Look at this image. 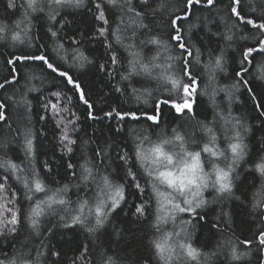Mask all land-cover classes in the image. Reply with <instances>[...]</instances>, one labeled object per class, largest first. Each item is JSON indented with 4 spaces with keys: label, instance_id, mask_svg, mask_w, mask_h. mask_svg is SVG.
Wrapping results in <instances>:
<instances>
[{
    "label": "snow or ice",
    "instance_id": "6c2138e0",
    "mask_svg": "<svg viewBox=\"0 0 264 264\" xmlns=\"http://www.w3.org/2000/svg\"><path fill=\"white\" fill-rule=\"evenodd\" d=\"M6 4L8 9L19 12L21 18L11 24L6 20H0V40L6 39L10 33L13 42L20 44L25 40L30 42L32 37L29 33L33 26V17L41 20L43 17L37 14L42 13L51 25L46 29L44 36L51 40L54 46L39 45L38 54L25 53L20 56L13 54L12 58L6 61V64L11 65L8 75L0 78V90L7 91L8 88H12L14 92L13 97L0 99V122L7 124L5 110L11 107L9 100L19 110L25 112V120L19 125L20 130L16 136L21 137L28 161L27 164H17L11 159L0 158V169L5 173L0 175V236L17 233L23 214L32 235L41 246L40 248L32 246L29 250H24L28 247L26 242L13 256L0 259V264H42L45 253L41 249L46 245L40 238L44 232L55 234L53 232L55 225L47 219L48 217H58L60 221L65 222L64 227L73 231L75 228L71 226L82 227L92 235L101 230L106 231L105 226L110 222L113 213L127 203L129 188L135 189L141 199V202L134 206L133 214L138 218L152 216L150 227L154 235L147 259L141 258L144 264H148L149 261L152 264H210L212 256L216 253L204 252L194 247L191 242L193 230L196 228L193 220L195 219L197 223L205 220L207 213H200L197 210L216 202L205 199L204 193L209 189L214 190L219 198L233 197V174L235 173L238 178L237 168L240 163L243 161L247 164L246 157L252 159L246 151L247 144L244 142L245 135L250 129L242 123L241 118L232 115L230 105L235 98L234 94L241 87L249 93L256 87L255 74L245 65L251 62L249 57L255 60L254 54L264 53V15L256 19L250 18L249 13L244 11L241 0H229L227 5L229 19H234L237 23H225V30L214 35L218 41L232 47L239 39L238 37L234 39L233 28L243 24L250 31L258 33L256 38L258 47H247L242 51L239 70L234 69L235 82L218 89L226 93L225 99L229 101V105L220 108L214 104L215 112L212 119L201 125L202 132L206 134V142L198 143L191 138V134L181 131L180 126L165 130L163 114L164 108H167L176 114L178 119L184 117L194 119L196 116L193 111L194 93L197 92V88L206 80L207 85L202 91L208 94L207 87L215 83L218 73L225 71L227 63L225 48L220 47L218 43L217 55L201 41L207 51V60L202 63L201 57L204 53L192 42L194 29L200 25L205 27L209 24L217 25L213 21L197 18L186 28L183 27L184 22L194 15L189 10L194 4H201V0H185L182 15L179 14L180 9H169L167 0H161L158 7L167 11L168 19L162 28L157 26V31L164 32L167 39L152 34V29L144 23L148 16L155 19V10L149 7V0H138L142 11L133 6V0H97L93 15L102 26L96 28L95 34H90L87 38L82 35L77 38V35H73L66 41L63 39L65 24L58 20L61 10L66 7L81 8L85 0H21L19 3L17 0H6ZM206 4L211 8L215 5V0H206ZM106 13L113 16L114 26L109 22ZM86 39L89 43L91 40H98L105 46L107 63H96L95 67L97 71L109 77L108 82L114 92L135 97L137 102L147 103V97L153 95L152 91L146 88L139 90L134 85L156 81L164 85L168 97L154 100L150 110L114 107L107 102L105 107L110 110L96 108L95 101L88 95L80 77L75 73L70 74L73 67L83 69L93 64L81 47ZM66 43L70 48L65 47ZM148 46H154L155 51L152 55L145 56L143 49ZM173 50L179 52V55H172ZM22 62L24 64L39 62L42 69L53 78L50 87H45L49 82L44 77H40L41 87L33 85L32 80L36 78L33 73H21L17 70V66ZM65 64L68 65L67 70ZM255 67L260 80L264 81V60L259 61ZM250 74L253 75L251 87L249 80L244 78ZM112 80L117 81L114 86L110 83ZM17 85H20L22 91L16 88ZM34 92L47 93L45 100L40 102L42 114L38 115L37 119L44 124L49 120L53 122L54 132L58 133L54 139L58 140L62 159L64 155L74 156V149H80L89 143L80 138L83 131L82 121L74 110L76 104L68 92L75 96L78 103L86 106V119L93 122L115 120L113 131L115 135L123 138L121 142L106 139L102 144H97L91 149L93 153L91 157L82 152L80 157L82 163L79 161L76 164L65 163L66 169H71L70 176L79 181L73 185L78 189L75 201L69 198V184H63L55 189L46 184L45 177L51 176L54 171L52 161H43L39 169L32 165L36 153V135L29 126L32 103L28 96ZM17 93L19 99L14 98ZM215 94L214 91L213 97ZM35 99L39 101V97ZM252 99L255 109H264V90L260 92L259 100L255 94L252 95ZM53 100L56 102L53 103ZM149 111L152 114H149ZM97 112L102 115H97ZM260 116L264 117V111H261ZM142 119L151 121L152 129H160L155 133V139L147 128L138 130L129 127L139 124ZM261 126L264 127V124ZM168 131L171 135H168ZM15 138L13 137V140ZM220 143H225V148H221ZM5 147L6 143L0 141V151ZM221 163L224 167L220 166ZM206 164L209 171L205 170ZM251 168L258 172L264 181V155L253 160ZM77 169L80 171L77 172ZM12 184L20 187L21 191L17 193ZM252 187L255 190L250 194L251 207L253 210H260L261 216L264 217V182L259 187L255 185ZM80 191L84 194L81 195ZM244 195L248 197L249 193L245 191ZM21 198H23L21 202L28 203L26 212H23L17 203ZM183 213L191 214L190 218H182L180 214ZM221 215L227 218L223 222H231L229 213L222 212ZM42 219L48 223V227L43 231ZM215 227L218 231H223L218 224ZM257 241V250H264V219H261L258 231L250 239L233 242L231 238H225L218 248L227 250L228 259L235 262L248 255V252L238 251V244L251 246ZM81 248L83 251H80ZM76 251L79 252V256L72 260L71 264H79L88 253L87 247L83 244H78ZM48 254L58 257L61 255L60 252ZM96 264H119V261L107 251H101L98 253ZM261 264H264V261H261Z\"/></svg>",
    "mask_w": 264,
    "mask_h": 264
},
{
    "label": "trees",
    "instance_id": "16d2710c",
    "mask_svg": "<svg viewBox=\"0 0 264 264\" xmlns=\"http://www.w3.org/2000/svg\"><path fill=\"white\" fill-rule=\"evenodd\" d=\"M21 2V0H17ZM97 0H85V4L81 8H71L66 7L61 10V16L58 17L61 24H65L63 39L66 41L68 37L80 35L87 38L90 34H95V29L102 26L101 22L94 19V4ZM161 0H149V7L155 10V19L152 16H148L144 20V23L148 24L152 29V34L167 39L164 32H158L157 26L161 28L167 23L168 13L165 9L158 7ZM229 0H215V5L211 8L207 6L206 0H201V4H194L189 10L194 15L191 16L189 20H186L183 27H187L200 19H207L213 21L217 26L209 24L207 27L200 25L199 28L193 30V40L192 42L196 47L201 48L204 55L201 57L202 63L207 60V51L203 45H207L208 48L212 49L215 54H219L217 50V44L220 47L226 49L225 59L227 63L225 64V71L223 73H218L216 81L214 84L207 87V93L204 94L202 91L207 85V81L204 80L200 86L197 88V92L194 93L195 100L193 104V111L196 113L195 118L184 117L178 119L176 114L170 112L167 108H164V125L165 130H169L171 127L180 126V130L186 134H191V138L195 139L198 143L206 142V134L202 132L201 125L203 123H208L212 119V115L215 112L214 104L219 105L220 108H225L229 105V101L225 99L226 93L218 91L219 88L230 85L235 82L236 77L234 75V69L239 70V61L242 59V51L247 47L257 46L256 38L258 33L250 31L249 28L243 24H238L237 27L233 28L235 33L234 39L239 38L232 47H228L223 41H218V38L214 33L221 32L225 30V23L236 24L234 19H229L228 15V5ZM243 9L245 12L249 13L250 18L256 19L260 15H264V0H241ZM133 6L137 8L138 11H142L139 8L138 0H133ZM167 6L169 9H180L179 14H183V8L185 6V0H167ZM253 9L255 12L253 13ZM108 15L109 22L113 24V16ZM43 17L41 20H37L35 16L33 17V26L29 35L32 37L31 41L25 40L23 44L18 42H13L10 38V33L6 39L0 40V78L8 75L11 65L6 64L8 59L12 58V55L16 56L28 54H38L37 47L39 45L54 46L53 42L44 36V33L48 27H51L47 18L42 13H38ZM62 17V19H61ZM19 12L8 9L6 0H0V20H6L11 24L14 20L20 19ZM127 19V17H125ZM209 28L211 31H209ZM56 30V29H54ZM111 39V37H110ZM203 41V45L201 44ZM63 42V41H62ZM66 48H70V45L65 44ZM85 54L93 61L92 65H87L85 68L81 69L78 67H73L71 73H75L76 76L80 77L81 83L85 86L88 95L92 97L95 101L96 108H104L105 111L110 110L105 107V102L111 104L114 107L123 106L125 109L135 110L140 108L142 110H150L153 107V101L156 99H166L168 93L164 91V85L156 81L146 82L143 85H134L139 90L148 89L151 90L153 95L147 97V103L143 101L137 102L135 97L129 95H121V93H116L113 91L112 87L109 85V77L105 76L103 72L97 71L95 64H106V48L98 40H91V42H86L81 45ZM155 51L154 46H148L143 49V54L145 56H150ZM172 55H179V52L173 50ZM255 60L249 57L251 61L249 64L245 65L255 74L256 87H253L252 93L247 92L243 87L239 89L238 92L234 94L235 98L232 100L230 108L231 113L235 117H239L242 123L246 125L250 130L245 135V144H247V152L252 159L248 160L245 164L243 161L237 168L239 177L236 178L234 173V188L233 197L224 199L217 197L216 193L210 191L207 194V200L213 201L215 203H209L206 207L202 208L198 212L207 213L206 219L199 221L198 223L194 219L193 222L196 223V228L193 230L192 234V244L194 247L202 249L207 253H216L212 256L210 264H261L264 261V250H257L255 242L253 245H243L238 244V251L248 252V255L240 261H230L228 259V251L223 248H218V245L225 240V238H231L233 242L243 241L245 239H250L254 233L258 231L260 227L261 216L260 210H253L251 207V192L255 189L252 187L259 185L264 182L260 177L258 172H254L251 168L253 160L258 158L260 155H264V117L260 116L261 111L264 109H255L254 101L252 95H256V99H260V92L264 90V81L260 80L259 72L255 67L259 61L264 60V53L254 54ZM130 58V57H129ZM65 70L68 69V65L65 64ZM17 70L21 73L31 72L36 77L32 80V84L37 87H41L40 77H44L49 82L45 87H50L53 82V78L48 75L46 71L42 69L39 62L24 64L23 62L17 66ZM249 80V86H252L253 75L250 74L244 77ZM59 83V81H55ZM24 81H21L23 84ZM111 85L114 86L117 81L112 80ZM70 87V86H69ZM123 87V85H121ZM20 89V85L16 86ZM60 90V89H53ZM22 91V89H20ZM67 91V89H63ZM215 95L213 97V92ZM69 96H72L73 103L76 104L74 109L77 115L80 116L82 124V132L80 133V138L89 141L87 145H83L80 149H74V156L72 154L64 155L61 158L62 153L59 151L58 140L54 139V136L58 133L54 132V125L51 120L47 124L43 121L37 119L38 115L42 114L40 109V102L44 101L47 93H29L28 99L32 103V110L30 113V127L33 128L36 140H35V158L32 161L33 167L39 169L40 164L49 160L52 161V167L54 171L51 176L45 177L46 184L55 189L61 187L63 184H69V198L73 201L76 200V193L78 189L73 187L79 183L78 180L70 176L71 169H66L65 163L71 162L76 164L80 160L81 153L91 157L93 155L91 149L97 144H102L106 139L112 142H121L123 139L115 135L113 127L116 123L115 120H104L103 122H93L85 117V107L82 103L76 101L75 96L68 92ZM14 92L12 88H8L7 91L0 90V99L13 97ZM39 97V101L35 99ZM19 99V93L14 97ZM56 101L53 100V103ZM63 102V101H62ZM11 107L6 108L5 114L8 117L7 124L0 122V141L6 143V147L0 151V158L11 159L17 164H27V158L25 157L21 137L16 136V133L20 130L19 125L25 120V112L19 110L12 101L9 100ZM163 107V106H162ZM97 115H102V113L97 112ZM139 114V113H138ZM149 114H152L149 111ZM152 122L147 120H141L139 124L129 125V127H135L136 129L147 128L149 133L152 134V138L155 139V133L159 132L160 129H152ZM11 129V130H10ZM168 135L171 132L168 131ZM242 135L244 133L242 132ZM13 137H16L13 140ZM225 143H220L221 148H225ZM221 165L224 164L221 163ZM77 172L80 170L77 169ZM4 171L0 169V175H4ZM41 175L43 176V171L41 170ZM143 183V181H141ZM12 187L16 189L17 193L21 191L20 187L16 184H12ZM82 187V186H81ZM249 193L248 197H245L244 192ZM83 195L84 192L80 191ZM235 197H240L236 199ZM18 200L17 203L23 212L27 211L28 203L21 202ZM141 202L138 193L133 188L128 189L127 203L123 204L121 209H118L113 213L110 218V222L105 226V230H101L96 235L89 234L84 228L79 226H71L75 228V231L70 228L64 227V221H60L58 217H48L51 223L55 225L52 232H44L43 236L40 238L44 241L46 247L41 250L44 251L45 256L42 257V264H71V261L77 259L79 252L76 251L78 244H83L87 247L88 253L83 261H79V264H96L98 259V253L101 251H107L108 254L113 255L119 264H144L141 258L147 259L149 252L151 251V239L154 235L150 224L152 221V216L147 215L143 218H138L134 213V206ZM229 213L231 217L230 223H225L227 218L222 216L221 213ZM63 214V213H62ZM191 214H185L182 218L188 219ZM219 225V228L223 231H218L215 227ZM48 227L47 220L42 219L41 231ZM191 230V226H189ZM119 233V235H117ZM27 242L28 247L24 250H29L32 246L40 248V243L37 238H35L27 221L24 219L22 214L21 224L18 227L17 233L9 234L5 236H0V259H5L14 255V252L22 247ZM80 251H83L81 248ZM49 252H60L61 255L49 256ZM34 255V253H33ZM148 264H152L151 261Z\"/></svg>",
    "mask_w": 264,
    "mask_h": 264
},
{
    "label": "rangeland",
    "instance_id": "374dc122",
    "mask_svg": "<svg viewBox=\"0 0 264 264\" xmlns=\"http://www.w3.org/2000/svg\"><path fill=\"white\" fill-rule=\"evenodd\" d=\"M220 166L223 167V165H221V164H220ZM205 170H206V171H209V170H210L207 164H206V166H205ZM210 191H213V190L209 189L208 191H206V192L204 193V197H205V199H207V194H208ZM199 210H201V209H198L197 211H199ZM185 214H189V213H183V214H180V215H181V217H183Z\"/></svg>",
    "mask_w": 264,
    "mask_h": 264
}]
</instances>
